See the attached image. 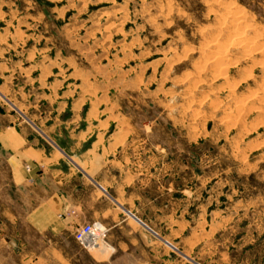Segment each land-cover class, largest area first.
<instances>
[{"label":"rangeland","instance_id":"rangeland-1","mask_svg":"<svg viewBox=\"0 0 264 264\" xmlns=\"http://www.w3.org/2000/svg\"><path fill=\"white\" fill-rule=\"evenodd\" d=\"M16 126L84 133L122 209L199 262L264 264V0H0V132Z\"/></svg>","mask_w":264,"mask_h":264},{"label":"crops","instance_id":"crops-1","mask_svg":"<svg viewBox=\"0 0 264 264\" xmlns=\"http://www.w3.org/2000/svg\"><path fill=\"white\" fill-rule=\"evenodd\" d=\"M82 135L41 138L17 126L0 132V197L15 193L0 205V264H205L122 209L113 176L93 171L94 150ZM130 221L138 231L128 230ZM93 223L107 230V251L92 254L72 238ZM30 234L52 238L43 251H24ZM71 243L86 251L72 253Z\"/></svg>","mask_w":264,"mask_h":264},{"label":"built area","instance_id":"built-area-1","mask_svg":"<svg viewBox=\"0 0 264 264\" xmlns=\"http://www.w3.org/2000/svg\"><path fill=\"white\" fill-rule=\"evenodd\" d=\"M107 230L99 223L85 225L76 231L75 238L79 244L88 248L95 243H103L106 245Z\"/></svg>","mask_w":264,"mask_h":264},{"label":"bare ground","instance_id":"bare-ground-1","mask_svg":"<svg viewBox=\"0 0 264 264\" xmlns=\"http://www.w3.org/2000/svg\"><path fill=\"white\" fill-rule=\"evenodd\" d=\"M247 27V26H246ZM243 32V31H242ZM254 32V31H253ZM231 33V32H230ZM255 33V32H254ZM243 34V33H242ZM236 41V40H235ZM233 39H229V38H225L224 40H222V41H220V42H217V43H215L213 46H214V48L216 47V48H218V49H221V48H223V49H225V48H227V47H229V46H231L232 44H235V43H233V42H235ZM254 41V40H253ZM245 42V41H244ZM241 44V43H240ZM262 47V46H261ZM244 50V49H243ZM217 57V56H216ZM206 61V60H205ZM238 61V60H237ZM261 61V60H260ZM244 81V80H243ZM232 93V92H231ZM227 119V118H226ZM103 227V226H102ZM104 228V227H103ZM105 244H103V243H95L93 246H90V247H88L87 249H90L91 251H93V250H97L98 252H100V251H103V247L102 246H104ZM100 255V254H99ZM100 256H102V255H100Z\"/></svg>","mask_w":264,"mask_h":264}]
</instances>
